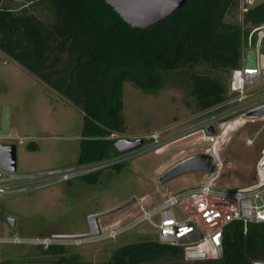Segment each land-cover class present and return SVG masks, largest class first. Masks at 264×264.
I'll use <instances>...</instances> for the list:
<instances>
[{
    "label": "rangeland",
    "instance_id": "374dc122",
    "mask_svg": "<svg viewBox=\"0 0 264 264\" xmlns=\"http://www.w3.org/2000/svg\"><path fill=\"white\" fill-rule=\"evenodd\" d=\"M226 20L237 21L236 10ZM69 62L70 57L63 53L50 60L45 73L53 74L52 79L66 77ZM260 62L264 63V54ZM178 75L166 73L165 85L155 95L144 93L129 82L122 86L126 129L111 133L109 140L141 139L149 150L88 175L0 198V238L82 235L88 231L89 215L134 200L126 208L98 219L99 229L109 230L143 209L156 206L170 194L200 185L205 179L203 172L185 174L165 184H159L158 179L176 163L206 154L209 144L204 124L232 106L239 107L240 102L230 103L227 94L219 109L200 111L185 84L177 82ZM83 119L82 111L65 97L0 52V143L15 145L16 174L81 165L77 159ZM153 134H159L157 142L150 139ZM217 147L222 165L214 186L248 185L260 149L264 148V124L252 122L228 129ZM156 148L161 149L155 152ZM115 155L118 154L110 158ZM8 219L15 222L13 227ZM148 240L155 241L156 233L143 222L114 239L86 242L63 251L75 261L103 263L110 261L119 248ZM32 255L33 251L24 245L0 243V263L24 264Z\"/></svg>",
    "mask_w": 264,
    "mask_h": 264
},
{
    "label": "trees",
    "instance_id": "16d2710c",
    "mask_svg": "<svg viewBox=\"0 0 264 264\" xmlns=\"http://www.w3.org/2000/svg\"><path fill=\"white\" fill-rule=\"evenodd\" d=\"M236 10L237 21L226 20ZM264 23V0L238 20L237 0H188L157 25H126L104 0H1L0 52L65 97L84 114L77 163L109 158L111 133L126 129L122 86L153 94L178 72L196 109L227 95L226 76L241 64L248 24ZM70 57L66 77L46 74L51 59ZM61 254L62 247H49ZM114 264H253L264 262V224H230L217 260H186L182 248L141 241L116 250Z\"/></svg>",
    "mask_w": 264,
    "mask_h": 264
},
{
    "label": "built area",
    "instance_id": "2783aa9c",
    "mask_svg": "<svg viewBox=\"0 0 264 264\" xmlns=\"http://www.w3.org/2000/svg\"><path fill=\"white\" fill-rule=\"evenodd\" d=\"M262 1L237 0L238 20H241L243 14ZM246 29L247 34L241 48V64L230 71L227 81L229 102H240V106H232L204 124L209 144L205 153L211 157L213 171L204 173L205 179L200 185L170 194L156 206L143 209L125 223L118 224L109 230L99 229V234L96 236L69 238L47 235L13 236L0 238V243L24 245L31 249L33 255L24 264H114L111 261L103 263L75 261L69 258L64 251L53 255L47 249L52 246L64 249L70 246H80L86 242L114 239L119 234L146 222L155 231V241L158 244L182 248L185 256L204 254L205 259L217 260L222 257V241L225 230L230 224L239 223L243 232L246 231L248 225L264 224V148L260 149L254 164L252 180L248 185L235 188L214 186L222 165L217 145L222 141L228 129L252 122L264 124V114L247 115L250 110L264 105V82H262L264 63L260 62V57L264 54V23L248 24ZM214 107L219 109L221 102ZM209 126L213 129L212 134L206 132ZM158 137L159 134H153L150 139L157 142ZM149 149V146L142 145L139 149L115 155V158L109 157L94 163L28 175L8 173L0 167V198L26 192L30 187L45 188L77 176L88 175L106 166L118 165ZM157 150L156 148L155 152ZM169 221L171 223H168Z\"/></svg>",
    "mask_w": 264,
    "mask_h": 264
},
{
    "label": "water",
    "instance_id": "95a60500",
    "mask_svg": "<svg viewBox=\"0 0 264 264\" xmlns=\"http://www.w3.org/2000/svg\"><path fill=\"white\" fill-rule=\"evenodd\" d=\"M188 0H104V2L112 8L118 17L129 27L146 30L154 25L159 24L167 19L170 15L180 10ZM1 2V0H0ZM264 77V71H263ZM264 114V105L250 110L248 116H259ZM206 132L212 134L211 126L206 128ZM143 145V140L121 139L112 144L111 151L113 154H121L130 150L137 149ZM211 157L206 154L192 155L175 165L168 168L158 179L159 184H165L179 176L194 172H212ZM0 167L8 172L16 171V148L12 143H0ZM134 200L127 201L110 210L91 214L87 217L88 231L82 235L73 236H56V238L69 237H92L99 234L98 219L117 211H120L131 205ZM10 226H14L15 222L8 219ZM186 260H202L205 259L204 254H187ZM253 264H264V262L256 261Z\"/></svg>",
    "mask_w": 264,
    "mask_h": 264
},
{
    "label": "crops",
    "instance_id": "0c3cea01",
    "mask_svg": "<svg viewBox=\"0 0 264 264\" xmlns=\"http://www.w3.org/2000/svg\"><path fill=\"white\" fill-rule=\"evenodd\" d=\"M157 149H158V150H157L156 152L160 151L161 148H157Z\"/></svg>",
    "mask_w": 264,
    "mask_h": 264
},
{
    "label": "snow or ice",
    "instance_id": "6c2138e0",
    "mask_svg": "<svg viewBox=\"0 0 264 264\" xmlns=\"http://www.w3.org/2000/svg\"><path fill=\"white\" fill-rule=\"evenodd\" d=\"M168 223H171V221H169Z\"/></svg>",
    "mask_w": 264,
    "mask_h": 264
}]
</instances>
